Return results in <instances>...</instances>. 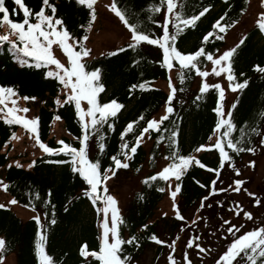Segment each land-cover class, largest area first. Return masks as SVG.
I'll list each match as a JSON object with an SVG mask.
<instances>
[{
  "label": "trees",
  "instance_id": "16d2710c",
  "mask_svg": "<svg viewBox=\"0 0 264 264\" xmlns=\"http://www.w3.org/2000/svg\"><path fill=\"white\" fill-rule=\"evenodd\" d=\"M110 1L113 2V0ZM22 2L33 12L37 11L41 4V0H22ZM50 3L56 7L55 16L65 22L73 37L87 36V31L85 32L84 29L90 27L88 8L77 5L75 0H50ZM116 3L119 8L129 10L130 22L138 23L141 29H148L150 34H160V29H157L152 21H162V14H149L148 12V9L158 4L159 0H116ZM207 4H212L213 7L196 22L194 27L186 28L179 35L177 46L180 51H195L200 46L202 36L207 31H213L215 35L209 38L204 47L206 51L215 55L224 46V36L246 12L248 0L247 3L244 0H227V2L225 0H177L176 10L188 16L198 13L202 6ZM5 6L11 10L15 5L12 0H5ZM15 7L18 9V6ZM165 10L166 6L162 11ZM48 14L51 12L49 11ZM222 15L225 16V20L221 21V24H231V26L226 27L223 32L219 28L212 29L211 25ZM9 16L14 21L23 18L22 13L12 15L11 11ZM232 21L235 23L232 24ZM169 30L171 31V25H169ZM9 32L10 29L6 24H0V36L7 35ZM217 36L220 38L217 39ZM12 39L15 37L9 35V40ZM238 44L239 47L230 58V66L236 82L247 79L249 83L243 90H237L233 99L234 101L238 98L239 102L231 117L234 129L230 138L234 142L238 138L242 139L243 143L238 146L245 148L251 146L253 149L259 144L260 136L251 133L250 129L256 127L264 132V73L253 68V65L264 67V32L257 24L245 34ZM124 46L125 44L120 47ZM10 51L7 42L0 44V86L13 88L16 96L12 97H35V100L29 101L37 104L36 134L41 142L50 147H59L56 141L62 139L78 147V141L73 140V137H78L81 130L75 116L74 105L64 103L58 105L54 102L58 92L63 97L61 86L51 78H44V69L21 68L13 62L9 55ZM161 56V50L157 46L142 43L136 52L126 49L115 56L109 57L106 54L99 58L82 61L87 71L94 68L101 69L99 82L104 90L98 93L97 102L102 104L115 99L122 105L116 117L110 118L113 124L112 131H107L106 125L101 129L104 133L105 150L98 159L102 168L110 164L109 156L118 153L121 143L120 132L124 126L141 116L144 118L138 120V123L133 126V131L125 135V139L130 144L134 143V137L139 134L140 127L145 126L146 121L152 119L164 105L167 95L154 86L159 81L165 82L168 77V70L161 67ZM133 59H136L138 63L132 64ZM201 61L198 66L202 70L208 65V61H204L203 58ZM171 70L175 73L176 83L174 86L176 91L171 102L173 113L161 124L159 132L150 130L147 133L149 148L146 150L144 146L139 145L137 152L128 161L129 167L118 169L116 174L119 171L137 174L143 165L148 167L149 172L143 176L142 180L154 174L158 159L169 155L167 137L170 130L177 132L176 139L181 155L195 156L199 153L194 151L196 147L215 142L216 134L212 129L216 122V115L213 111L218 98L216 90L209 88L205 93L199 94L191 89L196 78L195 73L184 70L185 79L181 83L178 78L179 66ZM241 72L244 76H240ZM145 81L148 82L146 90L137 88L132 90L131 94L129 93L132 84L138 85ZM197 95L201 98L197 99ZM177 98L181 102L178 106L174 104ZM223 102L224 100L221 101L222 108ZM7 107H12V104H7ZM56 115H59L61 119L54 120L53 116ZM54 121H60L65 133L57 139L52 135ZM241 128L249 134L240 137ZM18 131L29 134L22 125L5 124L3 119H0V172L3 174L4 184L8 185L6 194L11 199H15L18 205L38 211L42 224L53 218L56 220L55 224H47L46 233L42 232L45 235L43 242L45 252L53 258L55 264H99V261L91 256L81 257L79 255L81 244H85L88 251H99L101 218L91 202L82 195V189L87 186L78 174L70 171L69 165L50 162L55 159L67 160L68 157L48 156L41 152V155L34 159L36 163L29 170L11 165V158L8 155L10 141L13 138L12 134H17ZM223 131L222 128L221 133ZM160 135H163L165 139L157 143ZM209 136L213 137L212 141L208 140ZM31 137L33 138V134ZM88 144L90 145L88 158L96 160L95 134L89 137ZM223 147L229 159L221 162L219 152L215 148L204 149L197 159L205 167L201 168L195 162L189 166L179 181L181 192L178 193L176 203L178 210L185 212L208 195L213 186L211 182L215 181L217 175L229 162L234 163L248 153L247 151L234 152L227 147V144ZM210 168L217 169V171L210 172L208 171ZM199 184H204L206 187L201 188ZM157 188H163L164 191H157ZM165 190L166 181L157 179L150 181L148 185L141 183L139 190L132 195L119 218L123 221L118 224L120 237L126 239L130 235H135L139 242V247L121 246L122 256L130 258L129 264L136 261L146 248L154 247L158 254L163 249L164 244L158 245L149 237L153 234L158 235V223L153 219L158 204L165 195ZM141 195L143 199L140 198ZM44 200H48L49 203L45 204ZM66 207L67 211L64 210ZM145 224L148 227L141 230V226ZM176 226L177 222L172 221L169 230L172 231ZM36 230L37 225L34 219L23 221L10 209H0V238L6 240V246L0 251V255L6 257L14 254L15 264H36L34 256Z\"/></svg>",
  "mask_w": 264,
  "mask_h": 264
},
{
  "label": "snow or ice",
  "instance_id": "6c2138e0",
  "mask_svg": "<svg viewBox=\"0 0 264 264\" xmlns=\"http://www.w3.org/2000/svg\"><path fill=\"white\" fill-rule=\"evenodd\" d=\"M225 2H227V0H225ZM244 2L247 3V0H244ZM12 3L18 6V9L14 6L9 10L5 6V0H0V24H6L8 29H10L7 35L0 36V44L7 42L11 50L9 55L13 62L21 68L44 69V78H51L61 86L63 97H61L60 92H58L54 102L58 105L62 103L74 105L75 116L81 134L78 137L74 136L73 140H77L79 146L74 147L72 144L66 143L62 139L56 141L59 147H50L41 142L39 136L36 134L38 118H27L16 114L18 112L27 113L29 109L27 107H18L16 105V100L11 99L12 96H16L15 91L11 87L0 86V106H2L0 107V114H2L0 115V119H3L5 124L22 125L28 133L33 134L35 145L38 146L43 154L55 157H68L67 160L55 159L50 162L58 165H69L70 171L73 174H78L87 186L82 189V195L91 202L97 215H102V220L99 225L101 235L99 251H88L87 246L81 244L79 247V255L81 257L91 256L93 259L99 261V264H129L130 258L128 256H122L123 249L121 246L129 245L139 247V242L135 235H130L126 239L120 237L118 233V224L123 223V221L118 219V202L113 195L108 194L105 182L110 179V174L115 175L118 169L128 168V161L133 154L137 152V148L142 142V139L145 138V134L150 130L159 132L161 124L169 119L170 114L174 111L171 102L173 101V95L176 89L173 87L171 79L169 78V92L164 102V115L160 116L158 120L148 119L146 125L140 127L139 134L135 135V142L131 144L125 139V135L133 131V126L138 123V120H143L144 118L141 116L137 120L129 121L120 132L121 143L118 153L109 156L108 159L110 160V164L102 168L98 159V157L103 155L105 150V144L103 143L104 133L101 132V129L106 125L107 131H112L113 124L110 122V118L116 117L122 105L115 99L102 104L97 102L98 93L104 90L103 85L99 82L101 69L94 68L91 71H87L85 64L82 62V58L90 56L91 52L85 45L88 36L81 35L79 37H73L68 31L65 22L61 18L55 16L56 7L50 3V0H41L39 9L35 12L29 9L22 0H12ZM75 3L89 9L88 15L90 18L88 24L90 26L96 19V13L93 8L96 0H75ZM260 5L264 8V0H260ZM165 6L166 10L162 11ZM211 7H213L212 4L204 5L198 13L185 16L181 11L176 10L177 0H159L158 4H154L148 9L149 14L161 13L163 16L162 21H152L156 28L160 29V34L155 35L150 34L148 29H141L138 23L130 22V17L128 15L129 10L119 8L116 0H113L112 4L109 6V11L118 17L124 28L127 29L129 35L125 41V46L117 48L114 51H109L108 56H115L119 52L126 51V49L136 52L142 43L157 46L162 53L160 61L161 67L166 70H171L178 65V78L181 83H183L185 79L184 70H188L201 78L199 94L205 93L209 88H214L218 95L215 108L213 109L216 115V122L212 129L213 133L216 134L215 142L201 144L196 147L194 151L200 152L204 149L215 148L219 152L221 162H223L229 159L223 147L224 144H227L229 149L237 153L244 151L252 152L253 149L251 146L247 148L238 146L243 143L242 139L238 138L234 142L233 139L230 138L231 132L234 129V123L231 117L233 115V110L237 107L239 99L237 98L231 103L227 108V115H225V111L221 105V101L224 99V89L221 87L220 83H205L204 78L208 77L210 74L219 77L223 73L224 79L228 81L227 88L230 91L237 92V90H243L248 85L249 81L244 79L241 82H236V77L230 66V58L239 47V44L224 50L218 55H214L206 51L204 47L209 38L215 35L213 31H207L200 39V46L196 48L195 51L182 52L177 46L179 35L186 28L194 27L196 22L203 17ZM10 11L12 15H19L22 13L23 18L17 21L10 19ZM49 11L51 14H48ZM224 20L225 16H220V18L211 25V28H219V30L223 32L226 27L231 26V24H221V21ZM260 20L264 21V12L260 13ZM231 23L234 24L235 21ZM169 25H171V31L169 30ZM259 28L264 32V22L259 24ZM84 31L86 32L87 28H85ZM9 35L14 36L15 39L9 40ZM216 38L219 39L220 37L217 36ZM53 45L58 46L59 51L63 53V57L57 58V56L53 54L55 51L52 47ZM64 57H66V64L63 62ZM201 58H203L204 61L211 62V72L208 70H201L198 66L202 62ZM137 63L138 61L136 59L132 60V64ZM253 68L264 73V67L253 65ZM240 76H244V73L241 72ZM137 88L146 90L148 88V82L145 81L138 85L132 84L129 88V93L131 94L132 90ZM196 98L200 99L201 96L197 95ZM17 99L27 101L35 100V97L17 96ZM6 101H10L12 107H7ZM82 101L86 102V109L81 106ZM53 119L60 120L61 117L56 115L53 116ZM222 128L224 129L223 133H221ZM250 132L259 135V144L264 146V132H261V130L256 127H252ZM93 134L96 135V160H90L88 158V150L90 148L88 140ZM246 134L249 133H246V131L241 128L240 137H244ZM12 135L13 137L16 136L15 133ZM176 137L177 132L170 130V134L167 137L168 148L170 150L169 155L163 157L168 163L154 174L147 176L141 181V183L148 185L150 181H156L157 179L170 182V178H174L177 183L174 185V191L170 190L169 192L171 197H175L177 193L181 192V184L179 181L193 162L201 168L205 167V165L194 156L180 154ZM164 139L165 137L160 135L157 143H160ZM208 140L212 141L213 137L209 136ZM248 143L250 144L251 141L249 140ZM121 157L123 159H121ZM35 163L36 161L33 160L27 164V167L32 168ZM16 167L20 168L21 165L16 163ZM229 167H231V165H229ZM208 171H217V169L210 168ZM197 183L199 182L197 181ZM211 183L215 184L216 182L212 181ZM233 183L239 186L242 181L236 180ZM199 186L201 188L206 187L204 184H199ZM0 190L7 191L8 185L0 182ZM157 191L163 192L164 189L157 188ZM217 191L222 192L225 191V189L213 188L208 195L201 199L200 207L196 209L197 213L204 207V201ZM140 198L143 199V196L141 195ZM16 203L17 201L15 199H10L7 201V204H0V209H5L7 205ZM44 203L48 204L49 201L44 200ZM172 208L175 212V218L177 220H183L184 217L177 210L175 203H173ZM64 210L67 211V207ZM243 216L251 219V215L247 211L243 212ZM32 219L35 220L37 225L34 244L36 264H55L53 258L45 252L43 243L45 235L42 234V232L46 233L48 231L47 224H55L56 220L53 218L42 224L40 217L34 216ZM199 219L200 217L197 216V220ZM192 223L195 224L196 221L194 220ZM223 225L227 226L223 230L233 238L227 247L217 254L215 264H264V227H256L253 230L245 231L237 236V233L240 232L243 225L237 226L231 224L227 219L223 220ZM147 227L146 224L142 225L141 230ZM181 231H184V229H181ZM149 239L158 245L165 243V241L158 239L155 234L151 235ZM197 240H199L198 236L188 238L185 247L196 248L200 253H206L208 250L199 243H196ZM175 243L176 241L173 240L172 243L168 245L173 251H175L173 248ZM5 246L6 240L0 238V250H3ZM2 260L3 256L0 255V262H2ZM168 264H174L172 252L168 254ZM183 264H191L187 254L184 256Z\"/></svg>",
  "mask_w": 264,
  "mask_h": 264
},
{
  "label": "rangeland",
  "instance_id": "374dc122",
  "mask_svg": "<svg viewBox=\"0 0 264 264\" xmlns=\"http://www.w3.org/2000/svg\"><path fill=\"white\" fill-rule=\"evenodd\" d=\"M111 4L110 0H96V3L93 5L96 19L87 29L88 40L85 41V45L91 52L90 56L83 57L82 61L102 57L108 54L109 51H113L125 44L129 34L118 17L109 11V6ZM262 12H264V8L261 7L260 0H248L246 12L224 36V46L215 55L237 45L248 31L255 28L257 24L259 25L264 22L260 20V13ZM52 47L55 50L53 54L56 55L57 58L63 57V53L59 51L57 45H53ZM63 62L66 64V57L63 58ZM211 67V62L208 61V65L202 70L211 72ZM169 78L174 87L176 83L173 70H168V77L165 82L159 81L154 85L166 95H168L169 92ZM200 80L201 78L196 75L191 88L192 90L199 92ZM204 82L221 84V87L224 89L223 109L225 115H227V108L231 105L236 92H232L227 88L228 81L224 79V74L222 73L219 77L210 74L208 77L204 78ZM11 99L16 100V105L18 107H27L29 109L27 113L18 112V115H24L27 118L36 117L37 104L34 103V101H25L23 99H17V97H11ZM5 103L8 105L11 104L10 101H6ZM180 103V100L177 98L174 104L178 106ZM81 106L86 108V102L82 101ZM162 115H164V105L152 119L158 120ZM52 126V135L55 136L56 139L65 135L60 121H54ZM139 145L144 146L146 150L149 148L150 142L148 141L147 133ZM201 152H203V150L199 153ZM199 153L194 156L196 159ZM8 155L11 158V165L16 166V163H19L21 168L29 170L31 168H28L27 164L39 157L41 151L35 145V140H33L30 133L24 134L18 131L16 136L10 141ZM89 155L92 156L90 153ZM166 163L168 162L163 159V156L160 157L157 161L155 172L161 169ZM229 165H231V167H229ZM148 172V167L143 165L137 174L124 173L121 171L116 175L110 174V179L106 181L105 184L108 189V194L113 195L118 202V219L124 212L132 195L139 190L141 180ZM236 180L242 181V183L237 186L233 183ZM0 182L4 183L2 172H0ZM215 182L216 183L213 184L210 191H212L213 188H223L225 191H217L209 196V198L204 201V207L200 209L199 213L196 212V209L200 207L201 200L185 212L177 208L179 213L184 217L183 220H177L172 205L173 203H177L178 193L175 197H171L169 194L170 190L174 191L175 179L170 178V182L166 181L165 195L158 204L153 219V221L158 223L157 238L165 241L163 249L160 254H158L154 247L146 248L142 255L130 264H168L169 252L173 254L174 264H183L185 254H187L191 264H215L217 254L225 249L233 238L223 230L227 227L223 225V220L227 219L231 224L237 226L243 225V228L237 233V236L245 231L253 230L256 227H264L263 146L258 144L253 148L252 152H248L240 160L234 163L229 162L222 172L217 175ZM10 199L11 198L5 191L0 190V204H7V201ZM7 208L23 221L32 219L34 216L40 217L38 211L20 206L17 203L7 205ZM244 211L250 213L251 219L243 216ZM197 216L200 217L199 220H197ZM100 218L102 220V215H100ZM194 220L196 221L195 224L192 223ZM172 221H176L177 226L170 231L169 226ZM181 229H184V231H181ZM197 236L199 240H197L196 243L206 248L208 250L206 253H200L196 248L185 247L188 238ZM173 240L176 241L173 245L175 251L168 246ZM154 246L156 247V245ZM0 264H15V255L10 254L3 257Z\"/></svg>",
  "mask_w": 264,
  "mask_h": 264
}]
</instances>
